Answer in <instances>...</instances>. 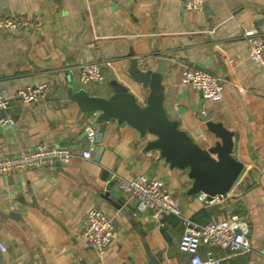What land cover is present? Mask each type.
<instances>
[{"label":"crops","instance_id":"crops-1","mask_svg":"<svg viewBox=\"0 0 264 264\" xmlns=\"http://www.w3.org/2000/svg\"><path fill=\"white\" fill-rule=\"evenodd\" d=\"M184 0H0V15L22 14L40 24L0 29V89L8 95L47 83L51 90L32 104L15 99L0 125V158L31 151L39 143L64 146L75 157L52 165L0 175V264H189L178 248L180 218H153L117 187L124 179L160 178L181 214L206 224L241 218L249 227L252 251L231 253L202 244L201 257L220 264H264V71L248 57L242 29H256L264 39V0H204L200 12H188ZM142 70L165 61L163 105L202 147L217 141L199 113L233 131V155L244 169L220 205H203L188 194L187 170L171 168L158 150L147 149L153 137H140L127 124L97 121L68 99H50L65 91L78 66L101 62L104 79L82 87L109 97L116 80L143 104L148 90L128 75L130 60ZM185 67L212 74L223 88L222 101L205 99L180 84ZM95 132L92 141L86 130ZM89 150L91 157L80 153ZM105 194L109 195L108 200ZM113 196V198H111ZM122 201L120 208L113 205ZM114 221L116 235L103 255L84 240L90 209Z\"/></svg>","mask_w":264,"mask_h":264},{"label":"built area","instance_id":"built-area-1","mask_svg":"<svg viewBox=\"0 0 264 264\" xmlns=\"http://www.w3.org/2000/svg\"><path fill=\"white\" fill-rule=\"evenodd\" d=\"M204 7V0H184L183 8L188 12H200ZM32 28L38 30L40 24L22 14L0 15V29ZM241 37L246 43L250 60L264 71V39L256 29H242ZM101 62H84L78 66L79 81L82 85L101 82L104 79ZM180 84L188 85L199 91L210 101L221 102L223 88L216 78L201 69L185 67L180 74ZM51 90L47 83H39L19 89L15 95L6 94L0 89V113L7 110L15 99L25 104H32L44 97ZM14 124L11 118L3 117L0 125ZM87 138L92 141L95 132L88 128ZM80 156L85 159L91 157L89 150H83ZM75 155L64 146H51L44 143L37 144L31 151H23L0 158V175L15 171L36 169L49 166L55 162L68 164ZM111 178L116 180L117 187L138 202V211L149 212L153 218L163 214H171L181 219L183 233L179 239L178 248L189 254V264H220L219 259L208 256L203 258L199 254L202 244L218 246L231 253H249L252 251L247 238L249 227L241 218H225L206 224L193 222L181 214V209L170 190L160 178L147 179L143 176L124 179L115 174ZM264 192V186L262 187ZM232 197L230 190L225 194L207 195L198 193L197 199L203 205H220ZM116 235L114 221L100 210L92 208L87 213L83 229V237L87 245L103 255ZM6 248L0 241V252Z\"/></svg>","mask_w":264,"mask_h":264},{"label":"water","instance_id":"water-1","mask_svg":"<svg viewBox=\"0 0 264 264\" xmlns=\"http://www.w3.org/2000/svg\"><path fill=\"white\" fill-rule=\"evenodd\" d=\"M128 75L148 90L145 102L139 103L129 89L116 80L110 81L112 94L100 97L89 94L79 81V74L72 77L67 89L59 86L50 99H68L74 102L83 113L97 114V121H116L135 129L140 137H153L147 149L158 150L160 157L171 168L187 170L191 180L188 194L205 193L207 195L225 194L236 183L244 165L233 155V136L231 130L221 123L214 122L210 114L199 113L207 132L217 141L207 147L199 145L191 135L180 128L178 121L169 118L163 105L165 61L159 59L155 70H142L137 60L131 59ZM9 109L0 113L5 117ZM109 195L105 194L108 200ZM113 198V196H111ZM114 206L120 208L122 201L115 199ZM151 264H159L154 256L147 252Z\"/></svg>","mask_w":264,"mask_h":264}]
</instances>
